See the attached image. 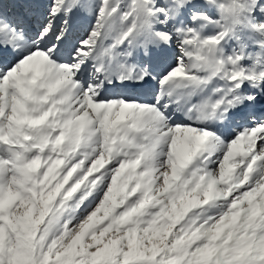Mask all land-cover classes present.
<instances>
[{
    "label": "snow or ice",
    "instance_id": "obj_1",
    "mask_svg": "<svg viewBox=\"0 0 264 264\" xmlns=\"http://www.w3.org/2000/svg\"><path fill=\"white\" fill-rule=\"evenodd\" d=\"M0 264H264V0H0Z\"/></svg>",
    "mask_w": 264,
    "mask_h": 264
},
{
    "label": "bare ground",
    "instance_id": "obj_2",
    "mask_svg": "<svg viewBox=\"0 0 264 264\" xmlns=\"http://www.w3.org/2000/svg\"><path fill=\"white\" fill-rule=\"evenodd\" d=\"M12 9L11 8H9V11H11Z\"/></svg>",
    "mask_w": 264,
    "mask_h": 264
}]
</instances>
